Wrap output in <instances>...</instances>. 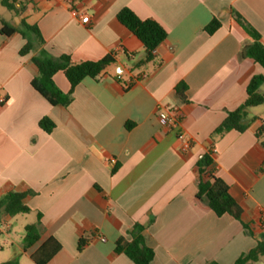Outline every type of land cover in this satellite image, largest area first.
<instances>
[{"label":"crops","instance_id":"crops-1","mask_svg":"<svg viewBox=\"0 0 264 264\" xmlns=\"http://www.w3.org/2000/svg\"><path fill=\"white\" fill-rule=\"evenodd\" d=\"M70 1L21 0L20 15L4 8L18 18L13 24L0 15V29L3 22L35 25L55 58H117L98 79L81 82L69 106H52L31 84L41 48L21 55L27 39L0 34V199L32 191L25 203L36 222L41 214L40 240L27 251L20 244V254L31 259L54 237L62 249L48 264H135L115 246L122 237L131 241L139 224L154 264H234L264 234V136L257 137L264 120L251 108L257 120L249 130H231L214 143L211 136L246 101L251 79L264 75L261 65L241 58L245 40L233 26L236 12L264 40V0ZM125 8L167 31L148 63L142 42L118 20ZM213 19L221 27L210 35ZM54 81L71 91L64 72ZM181 83L186 101L177 95ZM171 109L180 115L177 128L160 119ZM44 117L55 124L51 133L39 125ZM181 133L193 141L188 152L180 149ZM211 146L213 169L242 206V221L218 217L197 198L198 162ZM13 218L0 216L7 232ZM81 238L89 242L79 251Z\"/></svg>","mask_w":264,"mask_h":264},{"label":"trees","instance_id":"trees-1","mask_svg":"<svg viewBox=\"0 0 264 264\" xmlns=\"http://www.w3.org/2000/svg\"><path fill=\"white\" fill-rule=\"evenodd\" d=\"M22 4L21 0H1V5L8 11L20 15L23 8L18 7ZM119 22L128 28L143 44L146 50L144 63L154 60V52L167 39V31L155 20H142L131 9L125 8L118 14ZM233 26L245 40L241 49V58H249L264 68V40L259 32L252 27L240 14L233 13ZM221 27L217 19H213L207 26L206 31L212 35ZM22 28L33 33L35 39L28 38ZM22 28H17L3 22L0 34L13 36L21 34L27 43L21 49L20 54L26 55L40 47L39 53L33 57V63L39 70V75L32 81L33 88L43 96L52 106L67 107L73 101L75 88L86 78L98 79L108 66L115 63L117 58L114 54H108L98 61L74 62L69 56L64 55L59 58L53 57L44 49V40L35 25H29L25 20L22 21ZM134 57V55L132 56ZM130 57V58H132ZM64 72L71 84V91L64 93L55 83L54 76L58 72ZM264 75H255L247 87L246 101L235 111L228 113L225 121L214 131L211 140L214 143L217 138L225 133L235 130L244 133L257 120L256 117L249 115V110L264 105ZM178 97L186 101L187 85L181 83L176 88ZM41 129L51 133L55 124L49 117H44L39 123ZM264 136V124L257 132L260 139ZM264 145V141L262 142ZM214 149L211 146L198 162L199 184L197 198L204 201L218 217L230 215L242 221L243 208L232 196L230 186L219 176L216 175L214 166ZM32 191L10 192L0 199V216L9 215L12 217L31 214L32 210L26 205L25 199L32 195ZM41 214L37 215V222L26 226L24 237V250L27 251L40 240L39 225ZM245 228L249 229L247 224ZM144 226L136 224L131 232L132 240L120 238L116 242L115 251L118 254H125L135 264H154L155 251L147 246L143 231ZM254 236L253 232L250 231ZM89 240L81 238L79 240V251L87 245ZM62 249V245L54 237L46 240L40 248L31 255L34 264H48ZM264 257V234L257 238V245L248 253L241 255L234 264H257ZM3 264H18L16 260H10ZM209 264H219L211 262Z\"/></svg>","mask_w":264,"mask_h":264},{"label":"rangeland","instance_id":"rangeland-1","mask_svg":"<svg viewBox=\"0 0 264 264\" xmlns=\"http://www.w3.org/2000/svg\"><path fill=\"white\" fill-rule=\"evenodd\" d=\"M0 15L5 16L13 24L14 21H17L18 18L14 14H9L1 5L0 0ZM30 24H33L31 21ZM264 91V86L262 88ZM252 114L254 116L261 117L264 120V105L255 107L252 109ZM12 228L10 232H7V228H2V233H0V264L8 262L10 260L18 261L19 258H22V264H34L33 261L27 257L22 256L19 251V245L24 243V237L26 234V226L36 223L35 214H25L15 216L12 221ZM263 264V263H262Z\"/></svg>","mask_w":264,"mask_h":264},{"label":"built area","instance_id":"built-area-1","mask_svg":"<svg viewBox=\"0 0 264 264\" xmlns=\"http://www.w3.org/2000/svg\"><path fill=\"white\" fill-rule=\"evenodd\" d=\"M70 3L71 1L68 0ZM72 13L75 17L79 18L81 23L88 24L90 23V16L86 13H79L77 10L73 9ZM6 99L4 97H0V104H4ZM161 122L168 128H177L180 124V115L177 109L168 110L160 115ZM180 140V149L183 152H188L191 150L193 141L191 138L186 136L185 134L181 133L179 135ZM215 153V150H214ZM110 164H115L116 159L112 158L108 161ZM6 226L5 222H0V233H2V228Z\"/></svg>","mask_w":264,"mask_h":264}]
</instances>
